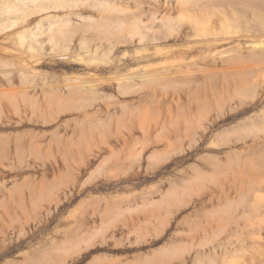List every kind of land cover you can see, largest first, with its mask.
I'll list each match as a JSON object with an SVG mask.
<instances>
[{
  "label": "rangeland",
  "instance_id": "1",
  "mask_svg": "<svg viewBox=\"0 0 264 264\" xmlns=\"http://www.w3.org/2000/svg\"><path fill=\"white\" fill-rule=\"evenodd\" d=\"M6 1L0 264H264V0Z\"/></svg>",
  "mask_w": 264,
  "mask_h": 264
},
{
  "label": "bare ground",
  "instance_id": "2",
  "mask_svg": "<svg viewBox=\"0 0 264 264\" xmlns=\"http://www.w3.org/2000/svg\"><path fill=\"white\" fill-rule=\"evenodd\" d=\"M7 2H8V0L6 1V5H8ZM1 3H2V2H0V5H1ZM4 5H5V4H3V6H4ZM6 7H7V6H6ZM8 7H9V6H8ZM240 53H241V52H240ZM235 57H236V56H235ZM240 57H241V55H240ZM261 57H264V53L261 54ZM236 59H240V58L236 57ZM242 59H243V56H242ZM258 61H259V63H260V61L264 62V59H263V58H260ZM262 62H261V63H262ZM262 69H264V68H262ZM257 70L259 71V69H257ZM260 72H261V70H260ZM240 83L243 84L244 82H240ZM228 84H229V83H228ZM236 84H237V83H235V87L239 85V84H237V85H236ZM241 84H240V85H241ZM229 85H230V84H229ZM229 85H227V87H229ZM250 85H252V84H250ZM254 85H255V84H254ZM249 87H250V86H249ZM249 87L247 88L248 90H249ZM227 89H228V88H227ZM228 92H229V91H228ZM248 92H249V91H248ZM215 95H217V94H215ZM222 100H223V99H222ZM241 102H242V101H241ZM254 115H255V114H254ZM257 115H258V114H256V116H257ZM256 116H255L254 120H255L256 118H259L260 115H259L258 117H256ZM254 120H253V121H254ZM258 120H259V119H258ZM253 121H252V122H253ZM255 121H256V120H255ZM260 121H261V119H260L259 122H257V123L261 124ZM252 124H253V123H252ZM252 124H251V126H252ZM254 124H255V123H254ZM188 125H189V124H188ZM246 125H247V124H246ZM197 127H199V126H197ZM254 127L257 128V124H256ZM256 128H255V129H256ZM258 128H260V126H258ZM262 128H263V125H262ZM147 129H148V128H147ZM147 129L145 130L146 132H147ZM195 129H196V128H195ZM252 129H253V128H252ZM185 130H187V129H185ZM192 130L195 131L194 129H192ZM256 130H259V129H256ZM190 131H191V129L189 130V132H190ZM252 131H253V130H252ZM189 132H188V133H189ZM249 132L251 133L250 128H249ZM255 132H258V131H253L252 133H255ZM175 133H176V132H175ZM252 133H251V134H252ZM146 134H147V133H146ZM194 134H195V133H194ZM219 135H222V134H219ZM219 135H218V137H219ZM248 135H250V134H248ZM189 136H190V135H189ZM194 136H195V135H194ZM194 136H193V137H194ZM246 136H247V135H246ZM193 137H192V135H191V141H192V138H193ZM218 137H217V138H218ZM247 137H248V136H247ZM256 137H257V136H256ZM189 138H190V137H189ZM194 138H195V137H194ZM194 140H195V139H194ZM194 140H193V141H194ZM189 141H190V139H189ZM191 141H190V142H191ZM195 142H196V141H195ZM165 155H166V154H165ZM162 157L164 158V156H162ZM201 158H202V157H201ZM202 159H203V158H202ZM204 159H205V158H204ZM206 159H208V158H206ZM212 160H213V159H212ZM205 161H206V160H204V162H205ZM214 161H215V160H214ZM214 161H213V162H214ZM206 162L211 163V162H209V160H207ZM218 162H219V161H218ZM208 163H207V165H209ZM216 163H217V162H216ZM203 164H204V163H203ZM214 164H215V163H214ZM247 164H248V163H247ZM211 165H213V164H211ZM196 166L199 167L198 165H195V167H196ZM192 167H193V166H192ZM197 167H196V168H197ZM192 169H195V168H192ZM199 169H200V168H199ZM199 169H198V170H199ZM198 170H196V172H197ZM194 172H195V171H194ZM90 176H91V175H90ZM88 177H89V176H88ZM87 180H88V179H87ZM87 180H85V181H87ZM106 202H107V201H106ZM106 202H105V203H106ZM118 202H120V201H118ZM94 203H95V202H94ZM114 203H115V202H114ZM114 203H113V206H112V207L115 208V207H117V205L114 206ZM119 204H120V203H119ZM96 207H97V206H96ZM99 207H100V206H99ZM99 207H98V208H99ZM109 209H111V208H109ZM103 212H104V211H103ZM106 212H109V211H106ZM105 214H106V213H105ZM101 215H102V213L100 214V216H101ZM101 217H102V216H101ZM101 217H100V218H101ZM85 221H86V220H85ZM78 226H79V225H78ZM74 227H75V226H74ZM75 228H77V226H76ZM79 228H81V227L79 226ZM69 229H70V228H69ZM70 231H71V230H70ZM70 231H69V230H68V231L66 230L64 233H67V232H70ZM60 233H61V232H60ZM82 233H85V232H82ZM82 233H81V234H82ZM91 233H94V231H93V232L91 231ZM95 233H96V232H95ZM75 234H76V235H75ZM75 234H74L75 237L78 236L79 238H82V240L84 239L85 236H87V238H89L88 236H92V235H89L88 233H87V234H82L83 236H81V235H77V233H75ZM71 235H73V232H71ZM74 235H73V236H74ZM68 236H69V239H70V238H71L70 234H69ZM73 236H72V237H73ZM66 237H67V235H66ZM75 237H74V238H75ZM78 237L75 238V239H78ZM90 238H93V236L90 237ZM69 239H68V237H67V239H65V241H62V242H61V244H62L63 246H62L61 244H60L59 246L57 245L58 248L56 247V249H59L60 247H61V249H64V248H65L66 252H67V251L69 252L68 249H72V250H73V247H74V246H73V247H72V245L70 246V244L72 243V241H71L72 238H71L70 240H69ZM75 239H74V241H75ZM93 239H95V238H93ZM52 240H53V239H52ZM82 240L79 239L78 242H75V243H74V241H73V243H74V244H79V241H80V243H84ZM85 240H86V241H89L90 239H89V240L84 239V241H85ZM91 240H92V239H91ZM91 240H90V242H91ZM54 241H56V240H54ZM66 241H68V242H67V243H64V244H65V246H64L63 242H66ZM69 241H71V243H70ZM81 241H82V242H81ZM86 241H85V242H86ZM92 241H93V240H92ZM49 242H50V241H49ZM90 242H89V244H90ZM50 243H51V242H50ZM54 243H56V242H54ZM59 243H60V242H59ZM68 243H70V244H68ZM73 243H72V244H73ZM87 243H88V242H87ZM87 243H85V245H86ZM52 244H53V243H52ZM67 244H68V246H67ZM74 244H73V245H74ZM89 244H88V245H89ZM48 246H49V245H48ZM48 246H47V247H48ZM53 246H54V245H53ZM66 246H67V247H66ZM77 246H78V245H77ZM38 247H40V245H39ZM69 247H72V248H69ZM79 247H80V246H79ZM79 247H77L76 249H78ZM86 247H87V246H86ZM41 248H42V247H40V249H41ZM50 248H51V247H48L47 250L50 249ZM42 249H44V251L47 253L46 246H45V248H42ZM42 249H41V251H43ZM53 249L55 250V248H53ZM61 249H60V250H61ZM37 250H39V248H38ZM37 250H36V251H37ZM65 250H63V252H65ZM78 250H79V249H78ZM51 251H53V250H50V253H51ZM34 252H35V251H34ZM37 252H38V251H37ZM37 252H35V253H36V256H37ZM55 252H57V250H56ZM59 252H60V251H59ZM63 252H61V253H63ZM66 252H65V253H66ZM68 252H67L66 254H69ZM35 253H34V255H35ZM38 253H39V252H38ZM41 253L44 255V256H43V255H42V256L45 257V254H46V253H43V252H41ZM48 253H49V250H48ZM48 253H47V255H48L49 258H51V257L54 256V254H53V255L50 257V256H49L50 253H49V254H48ZM53 253H54V252H53ZM65 253H63V254L66 255ZM72 253H73V252H72ZM55 255H57L56 257H59L58 259H61V261H62L63 256H60V254H57V253H55ZM73 255H74V253H73ZM36 256H35L34 260L37 258ZM39 256H40V255H39ZM66 256H67V255H66ZM32 257H33V255H32ZM32 257H30V258L32 259ZM48 257L46 256L45 259H43V260H46V258L49 259ZM70 257H71V256H70ZM25 258H26V257H25ZM53 258H55V257H53ZM64 258H65V257H64ZM65 259H66V258H65ZM65 259H64V260H65ZM32 260H33V259H32ZM37 260L39 261V260H42V259H39V257H38V258L36 259V262H38ZM51 260H52V259H51ZM51 260H50V262H52ZM64 260H63V261H64ZM63 261H62V262H63ZM32 262H34V261H31V263H32ZM36 262H35V263H36ZM40 262H41V261H40ZM46 262H47V260H46ZM56 262H57V261H56ZM35 263H34V264H35ZM42 263H43V262H42ZM59 263H61V262H59ZM7 264H9V262H8ZM36 264H38V263H36Z\"/></svg>",
  "mask_w": 264,
  "mask_h": 264
}]
</instances>
